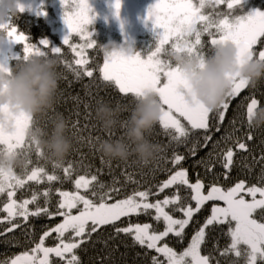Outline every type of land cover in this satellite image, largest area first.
Wrapping results in <instances>:
<instances>
[{"label": "snow or ice", "instance_id": "snow-or-ice-1", "mask_svg": "<svg viewBox=\"0 0 264 264\" xmlns=\"http://www.w3.org/2000/svg\"><path fill=\"white\" fill-rule=\"evenodd\" d=\"M63 2L64 19L70 30L63 45L73 59L66 58L61 46L51 47L47 39L29 43V36L18 32L10 16L0 24V33L9 41L22 44L23 55L0 61V71L11 72L13 60L16 66L33 55L51 54L76 79L93 78L98 72L105 84L131 96L134 103L138 97L154 93L161 104L159 124L165 135L177 147L185 145L186 151H172V167L166 169L168 178L156 184L141 185L131 174H126L123 182L114 178L112 183L105 184L96 174L74 177L76 169L72 163L54 160L35 138L27 135L28 129L37 124L34 118L25 112L10 113L11 130L0 123V152H20L26 165L18 171L0 169V237H15L20 231L31 247L0 264H81L77 250L92 241L94 234L100 237L108 229L111 231L103 240L105 245L121 236L130 238L134 245L145 249V256L150 250L156 253L149 257V264H220L212 251L201 254L206 230L216 226H226V235L230 237L220 256L234 257L231 264H264V147L258 159L253 156L251 164L244 163L246 158L241 155L252 152L249 142L256 128L252 115L261 101L255 96L244 98L250 102L246 103L247 130L242 135L235 127L234 114L229 120L231 130L214 138L221 132L231 101L241 95L248 82L237 73L227 99L218 108L210 109L194 93L188 99L190 83L171 60L173 51L208 55L227 42L236 45L241 64L251 58L264 60V5L254 6L250 0H156L149 7L147 18L163 32L154 50L142 56L139 52L109 51L97 42L90 28L95 15L89 0ZM121 5L122 0H115L117 16ZM22 11L24 5L20 3L19 12ZM73 35L82 42H72ZM204 36L209 39L203 40ZM93 48L103 52L102 65L98 61L90 65L87 50ZM126 123L127 120L125 126ZM196 130L202 134L193 139ZM200 151H205V156L196 159ZM238 155L246 175L256 164L260 165L255 182L246 176L241 178L239 172L232 175L237 170ZM189 158L194 159L195 167L203 169L195 172L194 181L184 167ZM49 161L51 169L47 166ZM66 181L72 182L74 190H62ZM128 182L136 187L129 190ZM55 184L61 187H54ZM208 202H212L210 215L201 224L194 217ZM141 216L148 219L141 222ZM45 218L49 223L41 225L37 235L34 220ZM57 218L59 222L53 225L51 221ZM190 224L195 225L190 243L177 251L170 246L169 238L182 243ZM47 240L53 241L52 246H46Z\"/></svg>", "mask_w": 264, "mask_h": 264}, {"label": "trees", "instance_id": "trees-1", "mask_svg": "<svg viewBox=\"0 0 264 264\" xmlns=\"http://www.w3.org/2000/svg\"><path fill=\"white\" fill-rule=\"evenodd\" d=\"M112 1L113 4L111 7L116 10L114 7L115 0ZM50 2L51 1L42 2L41 0H35L33 6L24 8V11L13 16V24L17 26L18 32L22 31L29 36V43L38 44L41 40L47 39L50 41L51 47L61 46L66 58L72 60L73 54H71L67 46L63 45V39L70 31L64 19V2H56L57 4ZM122 2H126V4L121 5L119 16L112 18L113 23L110 22L108 18L104 21L100 20L104 23L93 21L90 28L94 30V38L100 45L104 46L110 41H115L117 43L131 42L134 44L136 52L141 53L142 56H146L149 54L148 47H151L150 52L154 50L158 44L159 37L155 36L154 39H156V42H153L151 34L148 31L145 32L142 30L145 22L148 24L154 21L148 18H141L143 12L140 6H151L156 0H122ZM250 3L254 6H262L264 5V0H250ZM223 7L224 6H221V8ZM68 10L71 11V9ZM106 24H110V26L107 27ZM152 32H154L153 28ZM202 39L206 41L209 38L204 36ZM5 40L9 41L8 39ZM72 42L81 43L82 41H80L78 36L73 35ZM17 46L18 55H23V46L16 45L14 49H16ZM256 47L259 49V45ZM44 50L47 51L48 49ZM87 55L90 60V65L94 66L97 61L102 65V51H98L96 48L88 49ZM15 64L16 61L13 60L11 65L14 67ZM58 70L60 73V87L56 104L46 116L38 118L36 122L37 126L50 129L51 121L57 113H62L67 119L69 124L68 135L73 142V148L64 161L73 164L76 169L74 177L78 175L90 176L96 174L100 181L105 184H110L114 178L123 182L126 180V174H131L133 180L140 181L141 185L156 184L168 178L166 169L172 167L170 164L172 151L175 149L180 152H185V145L177 147L174 143H170V138L165 135L162 126L158 123L152 130L150 139L153 143L158 144L161 150L157 157L150 163L143 164L135 158L122 161L105 157L99 151V142L109 136L120 135L123 132V128L118 127L115 132L106 131L102 127L101 121L96 116V107L100 101L111 102L113 106L120 104L123 107V111L120 115V120L123 123L128 119L131 110L135 106L133 98L131 96L122 95L113 85L105 84V82L100 79L98 72L94 73L93 78L84 76L80 79H76L62 64L59 65ZM252 96H255V98L261 101L260 106H264V81L260 82L255 87L249 85L241 92L239 97L231 101L230 109L226 114L221 132L216 133L214 138H220L225 135L226 130H231L229 120L233 118L234 114L236 120L235 127L241 130L238 134L242 135L243 132L247 130L246 103L249 101H245L244 98ZM77 121L79 122L78 125L76 123ZM109 133H111V135H109ZM201 134L200 130H196L192 138L196 139ZM252 134L253 140L249 142L252 152L250 154H241L246 158L244 161L246 164H251L253 156L258 159L261 154V149L264 147V143H262L264 142V126L254 128ZM97 137L99 139H96ZM92 143H95V148L92 147ZM205 151H200L196 159L205 156ZM32 159L34 161L37 159L35 154L32 155ZM235 160L237 162V170L233 171L232 175L235 177L237 172H239L241 178H245L246 176L248 180L255 182L260 173V165L256 164L252 168L251 173L246 175L245 169L240 166L241 156L238 155L235 157ZM47 166L51 169V161L48 162ZM184 167L189 169V175L193 181L196 171L203 172L201 167L194 166L193 158L187 159L184 162ZM57 171L59 172V170ZM40 187L42 188L44 186L41 185ZM54 187H61V185L55 184ZM127 187L131 190V188L136 187V185L132 182H128ZM62 190H74L72 182L66 181L62 186ZM19 195L20 193L18 192V196ZM2 199L3 197H0V200ZM211 205L212 202H208L201 210V213L194 217V220H199L202 224L205 217L210 215ZM176 215L180 216L179 213ZM147 219L148 218L145 216L140 217L141 222ZM57 222H59L58 218L51 221L53 225ZM47 223H49V221L46 218L34 220L37 235L40 234V226ZM194 226V224H190L188 228L185 229L186 237L182 243H177L176 239L170 236V246L174 247L177 251H182L186 248L190 243ZM107 231L111 230L108 229ZM107 231L102 233L100 237L94 234L92 241L85 243L82 245L81 249L77 250L81 264H149V257L151 255H156L154 251L150 250L148 256H145V249L134 245L130 238L123 236L109 240L107 245H105L103 240L107 239ZM206 232L208 234L206 235L205 243L201 245V254L207 255L212 251V255L220 260V264H231V260L234 259V257L220 256V252L230 243V237L226 235L227 227L216 226L206 230ZM52 244V240L46 241V246H52ZM28 247H31V245L26 242L25 237L20 231L15 233V237H0V261L15 254H19ZM52 259L55 258L53 257Z\"/></svg>", "mask_w": 264, "mask_h": 264}, {"label": "clouds", "instance_id": "clouds-1", "mask_svg": "<svg viewBox=\"0 0 264 264\" xmlns=\"http://www.w3.org/2000/svg\"><path fill=\"white\" fill-rule=\"evenodd\" d=\"M19 4L20 0H0V24L19 13ZM5 38V34L0 33V41ZM105 47L109 51L136 52L131 42L110 41ZM171 60L190 83L188 99L191 100L194 93L210 109L218 108L227 99L237 73L253 87L264 81V60L251 58L241 64L238 49L231 42L216 46L208 55L173 51ZM59 65V58L55 55H33L14 66L11 72L0 71V123L6 129L12 128L10 113L25 112L37 121L54 108L60 87ZM95 111L106 131L115 132L118 127L123 128L120 135L109 136L99 142V151L105 157L122 161L135 158L143 164L157 157L160 146L150 139L161 114V104L156 94L150 92L136 99L126 126L120 120L123 111L120 104L113 106L111 102L100 101ZM251 122L256 127L264 126V106L253 111ZM68 130L67 119L62 113H57L50 129L34 123L27 135L35 138L46 155L56 161H64L73 148ZM25 165L26 159L20 152H0V169L15 171Z\"/></svg>", "mask_w": 264, "mask_h": 264}, {"label": "rangeland", "instance_id": "rangeland-1", "mask_svg": "<svg viewBox=\"0 0 264 264\" xmlns=\"http://www.w3.org/2000/svg\"><path fill=\"white\" fill-rule=\"evenodd\" d=\"M34 1L35 0H20V3H22L24 5V8H28V7L34 5L33 4ZM41 1L42 2L43 1L44 2L45 1L46 2L51 1L50 3L53 2V4L63 3V0H41ZM89 3H90L91 8L94 10L93 11V14L95 15V20L94 21H100V20L104 21L106 18H108L109 21L112 22L113 19L111 18L112 16L110 17V15L117 16L116 13L114 14V8L111 7V5L113 4L112 0H95V1L89 0ZM102 21H100V22H102ZM102 23H104V22H102ZM153 24H154V22L148 23V24L146 22L145 26L142 27L143 28L142 30H144L145 32L148 31L151 34L152 41L156 42V39H154L155 36L159 37V35L163 32V29L158 28L155 25L153 26ZM106 25H107V27L110 26V24H106ZM151 27L153 28L154 32H152V28ZM149 29H151V30H149ZM16 45L21 46L22 44H18V43L12 42V41L4 40V42L2 44H0V61L7 62L12 55H18L19 54L18 46H17L16 49H14V47ZM148 48H149V53H150V48L151 47L149 46Z\"/></svg>", "mask_w": 264, "mask_h": 264}, {"label": "flooded vegetation", "instance_id": "flooded-vegetation-1", "mask_svg": "<svg viewBox=\"0 0 264 264\" xmlns=\"http://www.w3.org/2000/svg\"><path fill=\"white\" fill-rule=\"evenodd\" d=\"M122 4L123 5H125L126 4V2H122ZM149 7L150 6H145V5H141L140 6V9H141V11L143 12L142 14H141V18H147L148 17V9H149ZM116 13V10H114V14ZM128 16V15H127ZM111 17V16H110ZM117 16H115V15H112V17L111 18H116ZM128 18V17H127ZM145 24H146V22L144 23V26H145Z\"/></svg>", "mask_w": 264, "mask_h": 264}, {"label": "water", "instance_id": "water-1", "mask_svg": "<svg viewBox=\"0 0 264 264\" xmlns=\"http://www.w3.org/2000/svg\"><path fill=\"white\" fill-rule=\"evenodd\" d=\"M91 1H95V0H91ZM245 90V89H244ZM244 90H242V92L244 91ZM250 102V101H249Z\"/></svg>", "mask_w": 264, "mask_h": 264}]
</instances>
